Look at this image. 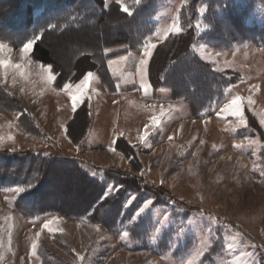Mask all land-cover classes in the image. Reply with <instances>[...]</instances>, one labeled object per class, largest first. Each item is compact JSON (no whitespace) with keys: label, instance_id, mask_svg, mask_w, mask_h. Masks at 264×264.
Masks as SVG:
<instances>
[{"label":"rangeland","instance_id":"obj_1","mask_svg":"<svg viewBox=\"0 0 264 264\" xmlns=\"http://www.w3.org/2000/svg\"><path fill=\"white\" fill-rule=\"evenodd\" d=\"M50 1L34 0L39 8ZM102 1L105 9L117 4L132 13L151 0ZM152 3L156 9L151 18L153 32L141 47L137 68L126 69L125 55H114L106 62L111 79L147 87L148 70L143 77L138 71L140 61L145 59V44H162L164 32L173 24L182 28L181 16L191 17L194 11V53L214 73L235 76L231 78L235 84L201 114L169 91L145 101L135 95L105 103L108 112L99 144L86 142L81 146L82 141H76L75 147V141L61 136L74 112L70 95L76 90L70 93L63 87L55 88V80L49 81L46 71L51 67L33 60V47L26 58L22 57L20 50L26 43L18 45L0 35V44L4 45L0 59L22 65L20 70L0 68V153H34L73 162L93 178L103 179L108 174L123 179L124 187L132 189L108 183L106 196L119 192L124 211L121 223L111 228L55 214L27 217L17 202L23 193L13 191L19 187L0 188V264H264V125L260 123L264 117V34L229 45H214L202 38L214 26L209 13L224 17L229 4L245 10L249 25L263 29L264 4L258 0ZM32 41L34 44L35 39ZM223 45L227 47H218ZM50 46L51 59L69 70L83 41L71 37ZM118 51L108 50L106 54ZM52 74L55 76L53 70ZM92 74L83 100L88 107V99L99 101L103 83L99 73ZM235 96L242 98L246 124L220 113L224 103ZM249 98L253 101L250 106ZM161 107L165 115L159 127L149 128L148 139L141 142L146 122L150 125L152 117L160 115ZM19 119H27L29 122L23 120L25 126L29 130L34 126L42 136L23 130ZM112 131L131 135V143L124 136L113 143L114 137L109 135ZM148 200L152 204L136 218L134 214ZM50 220L55 221L53 232L43 228ZM124 231H128L127 237ZM33 242L38 243L35 256ZM228 244L233 245L231 251Z\"/></svg>","mask_w":264,"mask_h":264},{"label":"trees","instance_id":"obj_2","mask_svg":"<svg viewBox=\"0 0 264 264\" xmlns=\"http://www.w3.org/2000/svg\"><path fill=\"white\" fill-rule=\"evenodd\" d=\"M258 2L264 4V0ZM219 5L223 3L219 2ZM208 9L210 12L211 8ZM226 9L224 17L214 11L209 13L214 18V26L204 34V40L214 45H229L252 41L264 34V28L246 22L245 10H238L233 4ZM155 13L152 0L136 8L132 15L117 4L105 9L102 0H51L41 8L34 0H0V35L18 45L35 39L31 56L34 61L52 68L57 89L64 83L79 82L89 72H97L107 89L115 93L130 92L135 90L134 86L121 85L109 78L106 62L112 56L122 54L127 59L126 68H134L146 37L153 32L151 18ZM194 15L191 11V17L181 16L182 31L168 36L156 47L148 69L150 88L140 89L139 94L147 98L156 96L158 91H169L174 98L184 99L194 112L201 114L219 99L221 92L235 84L231 80L235 76L214 73L194 53ZM71 37L80 38L83 47L73 64L68 66L71 68L63 70L51 59L50 44ZM114 49L119 51L106 54ZM81 113L83 117L88 114L86 101L76 110L73 122L76 118L82 119ZM23 120L19 119L23 130L36 137L42 136L34 126L29 130L24 123L29 121ZM108 183L127 188L123 179L108 174H104L103 179L93 178L73 162L34 153H0V188H25L17 202L27 217L55 214L100 222L113 228L123 220V199L119 192L106 196Z\"/></svg>","mask_w":264,"mask_h":264},{"label":"snow or ice","instance_id":"obj_3","mask_svg":"<svg viewBox=\"0 0 264 264\" xmlns=\"http://www.w3.org/2000/svg\"><path fill=\"white\" fill-rule=\"evenodd\" d=\"M122 10L126 13H128V15H132V13L129 11V9L127 7L122 8ZM182 31V29L180 28V26L178 24H173L171 28L167 29L164 32V39H167L169 34H179ZM4 45L0 44V49H3ZM33 47V41L29 40L24 47L20 50L21 51V56L22 57H27L30 50ZM157 46L155 44H151V43H146L143 49V56L145 57V59H142L140 61V68L138 69V71L141 72L142 77L143 75L147 74V70H148V64L149 61L151 60L152 56H153V50L156 48ZM122 59H124L122 57ZM111 63H113L112 61H109V64L111 65ZM9 67H14L17 70H20L22 68V65L20 64H16V65H12L10 61H6L4 59H0V68H4L7 69ZM46 71L49 72V76H48V80L49 81H53L55 80V76L52 74V69L48 68L46 69ZM21 75H23V72H21ZM93 74L91 72H89L86 76H84V78L82 80H80L79 83L76 84H71V83H64L63 84V89L67 90L71 93V90L74 88L76 90L75 93H72L70 95L71 101H72V109L73 111L76 110V107L78 104L82 103L85 97V93H86V89L88 87L89 84V78L92 76ZM248 105H252L253 101L251 100V98H249L247 100ZM220 113L224 115V117L226 118L227 116H233L236 117L240 123L242 124H246L245 118L243 116V101L242 98L240 96H235L233 97L230 101L224 103V105L220 108ZM165 115V110L163 109V107H161L160 109V115L159 116H153L150 122V125L145 126V130H144V134L142 136H140V140L141 142H144L148 139L149 137V128H156L159 127L160 123H161V117H163ZM260 123L262 125H264V117H261L260 119ZM9 139H11V137H9ZM171 139V137L169 138ZM237 147H240V145H237ZM264 174V173H262ZM13 191L18 192V193H23L25 191L24 187H19L16 189H13ZM134 199V197H133ZM152 204L151 200H148L144 203V205L134 214V216L136 218H138L141 214L145 213V210L149 208V205ZM168 218L165 217V220H167ZM55 223V221L50 220L47 223H44L43 228L47 229L49 232H53L54 229L52 227V225ZM37 235V239L39 238V233L36 234ZM129 235L128 231H124L123 232V236L127 237ZM37 249H38V243L33 242L31 245V251H32V255L35 256L37 255ZM228 249L231 251L233 249V245L232 244H228ZM79 259L82 261L84 259V257H79Z\"/></svg>","mask_w":264,"mask_h":264},{"label":"crops","instance_id":"obj_4","mask_svg":"<svg viewBox=\"0 0 264 264\" xmlns=\"http://www.w3.org/2000/svg\"><path fill=\"white\" fill-rule=\"evenodd\" d=\"M126 62H127V59H126ZM136 68H137V65L135 66V69ZM106 69H107V66H106ZM134 70H132V71H134ZM107 73H108V70H107ZM109 78H110V76H109ZM111 80L118 82L121 85H127V86L132 85L135 87V90H133L132 92L130 91V92L110 94L107 90V86L105 84H103L101 79H100L102 86L99 87V95H100L99 101L98 102L96 101L93 103L91 100H89L87 98L89 101L87 116L82 117V119L76 118L73 122L74 114L76 112V110H75L72 113L69 120L66 121L64 129L61 132V136H65V138H67L68 141H70L72 143H73V141H75V142L77 141L78 143L82 141L81 146H84V143L86 144V142H93V144L94 143L99 144L98 142H102L100 132L104 126V122L106 119V113L105 112H108V110H106L107 108L104 107V106H106V104L113 103L115 101H121V99H124L126 97L128 98L129 96H135V95L138 96L141 100L145 101V98H142L140 96L139 90L140 89H147V88L149 89L150 83L147 87L138 88L133 83L123 84L117 80H113V79H111ZM148 82H149V79H148ZM162 92H164V91H158L156 93V95L158 94L160 96V94ZM115 103H117V102H115ZM146 123L148 125V122H146ZM109 135H112V137H114L113 143H114L115 139L117 137H120V136H124L125 139L131 143V141H130L131 135H126V134H124L123 131H114V132L112 131L109 133ZM77 142L75 143L76 144L75 147H78ZM68 145H71V144L69 143ZM72 149L76 150L77 148H72Z\"/></svg>","mask_w":264,"mask_h":264}]
</instances>
